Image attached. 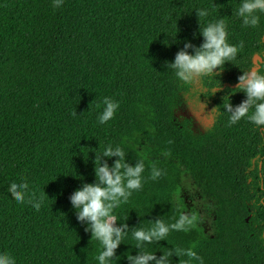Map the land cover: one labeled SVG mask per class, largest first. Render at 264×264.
<instances>
[{
  "label": "trees",
  "instance_id": "1",
  "mask_svg": "<svg viewBox=\"0 0 264 264\" xmlns=\"http://www.w3.org/2000/svg\"><path fill=\"white\" fill-rule=\"evenodd\" d=\"M239 3L0 0V252L15 264H99L103 246L76 219L69 195L94 181V152L111 145L122 163L144 167L140 188L112 209L128 228L107 264H129L139 252L170 253L169 264H264V125L248 119L252 107L235 122L225 109L246 98L236 87L241 72L264 73V12L244 25ZM218 19L235 56L178 79L165 61L185 40L199 46V25ZM105 97L118 106L101 124ZM186 105L207 122L182 114ZM185 178L212 203L213 233L190 223L138 247L135 228L185 215L175 199ZM12 182L27 183L24 200L9 193ZM30 194L42 198L38 210Z\"/></svg>",
  "mask_w": 264,
  "mask_h": 264
},
{
  "label": "clouds",
  "instance_id": "2",
  "mask_svg": "<svg viewBox=\"0 0 264 264\" xmlns=\"http://www.w3.org/2000/svg\"><path fill=\"white\" fill-rule=\"evenodd\" d=\"M60 3L62 0H54L56 6ZM257 10L264 12V0H240L236 15L241 17L244 25L254 26L258 22V16L255 14ZM195 11L197 16L207 15L206 10ZM199 34L202 37L199 46H194L185 40L183 47L175 53L173 59L170 62L165 61L166 67H170L175 76L182 81H191L196 76L214 72V69L221 67L236 54V46L226 41L225 24L222 19L209 22L202 28L199 25ZM189 48H192L191 52L188 51ZM236 87L244 92L246 98L234 109L230 103L225 105V109L231 113L229 121L235 122L240 119L246 114L248 108L252 107L254 110L248 119L256 125H264V73L255 70L241 72ZM103 104L104 107L97 116L101 124L112 118L118 106L117 102L107 97L104 98ZM94 153V181L82 182L71 192L69 201L75 211L76 219L83 221L85 230L89 231L91 236L103 246L96 260L99 264H107L128 228L126 223L119 225L115 223V217L111 214L112 209L122 200L127 199L130 190L140 188V174L144 165L139 161L134 165L122 163L124 153L119 146L107 145L99 154ZM113 156L117 159L113 160L111 165L103 159ZM121 168H123L122 172ZM151 175L155 178L159 175V171L154 169ZM27 189L28 185L25 182H12L8 191L19 202L29 195ZM30 195L32 206L38 210L42 198L34 194ZM190 223L191 219L183 214L172 224H165L157 219L150 228H135L132 231V237L139 247L141 242L159 240L165 237L170 229H184ZM169 255L170 253H161L157 257L154 253L139 252L129 255L127 260L129 264H149V262L169 264L167 258ZM185 255L195 257L196 254L189 249L185 250ZM0 264H15V259L7 252H0Z\"/></svg>",
  "mask_w": 264,
  "mask_h": 264
},
{
  "label": "rangeland",
  "instance_id": "3",
  "mask_svg": "<svg viewBox=\"0 0 264 264\" xmlns=\"http://www.w3.org/2000/svg\"><path fill=\"white\" fill-rule=\"evenodd\" d=\"M182 114L191 115L195 124L199 127L203 122H207L206 115H202L200 110L192 105H186ZM176 203L181 207L183 213L191 219V224L206 234L214 231L213 205L210 201L204 199L196 190L192 182L185 178L181 188L177 191Z\"/></svg>",
  "mask_w": 264,
  "mask_h": 264
}]
</instances>
